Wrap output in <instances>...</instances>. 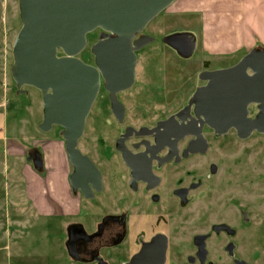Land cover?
Wrapping results in <instances>:
<instances>
[{
	"label": "flooded vegetation",
	"instance_id": "1",
	"mask_svg": "<svg viewBox=\"0 0 264 264\" xmlns=\"http://www.w3.org/2000/svg\"><path fill=\"white\" fill-rule=\"evenodd\" d=\"M6 10L8 12V7ZM145 29L134 40L148 35ZM93 33L97 36L93 44L101 36H109L102 29ZM87 64H95L94 56L93 62ZM201 81L200 86L206 84ZM198 87L189 96L183 94L185 91L175 94L153 91L160 102L154 105L155 119L136 124L132 120L139 117L137 112H142L143 118L148 117L144 104L140 103L141 95L127 90L117 94L123 108L119 121L102 81L93 107L104 96L120 124V133L112 145L120 158V172L117 173L120 196L116 200L120 210L99 216L98 209L107 201L102 203L99 199L107 190L106 173L92 155L83 153L99 169L103 188L93 190L92 198L72 189L80 199V216L84 213L87 221L93 223L91 227L89 224L77 225L70 232L78 246V260L96 264H129L132 258H135V264H264L260 227L254 226L252 214L251 170H240L235 163L215 154L210 157L209 153L211 138L208 132L221 138L236 130L218 136L205 125L202 134L208 142V150H190L197 136L188 134V127L197 131L201 126L200 118L194 112L195 106L191 104ZM131 100L135 103H130ZM119 140L120 151L117 149ZM100 142L102 148H108L104 141ZM107 151L102 150L103 161L111 158ZM36 154L31 153V156L36 159ZM70 165L72 174L74 168ZM83 201L91 205L82 206ZM97 257L104 262L96 261Z\"/></svg>",
	"mask_w": 264,
	"mask_h": 264
},
{
	"label": "water",
	"instance_id": "2",
	"mask_svg": "<svg viewBox=\"0 0 264 264\" xmlns=\"http://www.w3.org/2000/svg\"><path fill=\"white\" fill-rule=\"evenodd\" d=\"M21 29L13 45L12 78L19 92L26 86L37 89L43 103L40 129L49 132L61 127L66 152L74 170L70 184L86 198L93 190L101 191L103 179L92 160L78 144L87 118L99 94L102 81L109 92L111 107L120 121L123 108L117 99L120 91L130 89L136 81L137 52L154 41L142 32L176 0H18ZM97 29L109 33L92 45L95 64L79 58L88 43V35ZM163 42L184 57L196 49L190 33L166 36ZM63 54V55H60ZM200 79L206 84L197 88L191 104L201 126L188 134L197 136L191 151L208 150L203 126L218 136L235 129L241 139L253 133L264 134V49L248 52L236 64L217 70H205ZM256 112L252 116L251 108ZM117 149L120 151V140ZM42 168V156L29 157ZM152 245V244H150ZM74 237H69L70 255L79 259ZM96 261H104L97 257ZM129 264H135L132 258Z\"/></svg>",
	"mask_w": 264,
	"mask_h": 264
},
{
	"label": "crops",
	"instance_id": "3",
	"mask_svg": "<svg viewBox=\"0 0 264 264\" xmlns=\"http://www.w3.org/2000/svg\"><path fill=\"white\" fill-rule=\"evenodd\" d=\"M173 7L181 16L198 18L200 47L211 57L264 49V0H177ZM5 32V29L0 32V77L3 78L0 83V132L3 136L0 216L16 228H24L30 218L41 226L54 228L49 233L46 230L48 246L35 253L37 263L49 264L51 259V264H96L75 259L68 251L71 230L86 223L77 220L82 214L81 203L70 185L71 165L65 142L56 127L49 132L40 129L43 103L38 105L33 94L18 89L12 91L8 85L1 53ZM10 117L16 118L12 126L9 125ZM34 152L41 154L42 168H36L29 159ZM23 177L26 186H23ZM29 207L33 214L25 217ZM16 228L15 231L7 229L5 233L10 240L14 237L16 241L17 264H24L26 235ZM9 255L12 258V252Z\"/></svg>",
	"mask_w": 264,
	"mask_h": 264
},
{
	"label": "rangeland",
	"instance_id": "4",
	"mask_svg": "<svg viewBox=\"0 0 264 264\" xmlns=\"http://www.w3.org/2000/svg\"><path fill=\"white\" fill-rule=\"evenodd\" d=\"M174 3L158 15L145 29L146 34L154 37V42L146 45L139 52L136 68V83L130 90H127L133 91L132 93L135 95H141L140 103L144 104V109H146L145 113L148 114V117L143 118L141 116L142 112H137L139 117L132 120L136 124L150 123L155 119L156 113L154 111V105L160 102L157 94L153 91H170L172 94L178 91H185L183 94L189 96L195 91L196 87L203 84L198 77L201 71L206 68H215L217 70L230 67L246 55L244 50L234 56L220 58L211 57L204 53L199 43L201 33L197 29L199 25L198 18L194 17L190 19L174 12ZM6 5V0H0V32H3L4 29L6 30L1 50L4 67L3 73L6 74V81L12 87V91H17L11 75V68L14 62L12 50L22 24L19 17L18 1L8 0V5ZM6 7H8V12ZM185 32L190 33L198 40L194 53L188 58L180 57L163 42L166 36ZM95 33L88 37L87 47L79 55L87 63L93 62L91 45L97 40ZM2 82L3 78L0 77V83ZM23 91H28L33 94L35 103L41 105L42 98L37 89L26 86L23 88ZM133 102L134 100L130 101V103ZM251 110L253 116L256 109L252 107ZM15 119V117H10V126L13 125ZM55 127V129L60 130V127ZM10 132L8 131V135L11 134ZM119 133L120 124L114 118L110 106L105 103V97L102 96L94 105L87 119L84 135L78 145L83 153L92 155L106 173L107 190L99 199L102 200V203L107 201L98 209L99 216L110 213L112 210H120V204L116 203L118 196H120V179L117 178V173L120 172V158L112 147ZM207 135L211 138V146L209 149L210 157H214L215 154L216 157L224 158L229 163H235V167L240 170H251L252 214L255 217L254 226L258 225L260 227L259 232L262 238L261 246L264 248V134L255 132L245 140L239 139L234 130L221 138L214 137L211 132H208ZM2 140L3 136L0 132L1 154L3 152ZM100 141H104L108 148L106 146L102 148ZM102 150H108L111 153L109 160L103 161L104 157L101 155ZM23 180L25 181H23V186H26V178L23 177ZM86 204L83 201L82 206L91 205ZM28 210L24 214L25 217L33 214L30 207ZM77 220L90 224L89 227L92 226V223L84 217V213L82 216H78ZM15 228L16 226L10 225L4 217L0 216V264H17L15 260L16 241L14 237L10 240L5 233L7 229L15 231ZM16 229L19 230V233L23 231L24 235H26L27 242L25 251H27V255L24 264H42L41 262L37 263L38 255L36 256L35 253H39L38 249L41 250L48 246L49 241L46 238V230L49 233L54 228L41 226L37 224L36 220L30 218L24 228L17 226ZM55 230L54 232H56ZM14 231L13 234L15 233ZM65 235L67 236V232H65ZM9 252H12V258ZM51 263L50 259L49 264Z\"/></svg>",
	"mask_w": 264,
	"mask_h": 264
},
{
	"label": "trees",
	"instance_id": "5",
	"mask_svg": "<svg viewBox=\"0 0 264 264\" xmlns=\"http://www.w3.org/2000/svg\"><path fill=\"white\" fill-rule=\"evenodd\" d=\"M13 66V65H12ZM12 69V68H11ZM12 75V74H11ZM14 84H15V89L17 90V86H16V83H15V81H14ZM62 131V130H61ZM63 137V136H62Z\"/></svg>",
	"mask_w": 264,
	"mask_h": 264
}]
</instances>
